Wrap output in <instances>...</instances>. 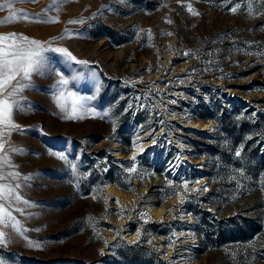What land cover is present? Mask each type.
<instances>
[{
	"label": "rangeland",
	"instance_id": "obj_1",
	"mask_svg": "<svg viewBox=\"0 0 264 264\" xmlns=\"http://www.w3.org/2000/svg\"><path fill=\"white\" fill-rule=\"evenodd\" d=\"M235 2L242 4L237 14L221 0H65L58 11L48 10L52 0H15L11 10H0V20L11 11L57 17L56 23L17 19L0 25V34L52 42L89 61L84 66L47 54L66 77L84 74L69 90L94 97L87 103L97 113L109 112L104 118L89 113L81 120L62 119L55 101L58 77H33V87L24 93L31 107L14 115L26 131L10 138L25 150L12 159L22 176L31 174L22 192L33 206L13 214L41 248L28 247L5 229L11 236L7 246L0 245L5 264H264V186L258 182L264 153L260 163L236 157L218 124L233 104L251 107L262 152L264 14L249 17L247 3L261 13L264 3ZM189 3L199 15L187 11ZM79 19L84 22L68 23ZM186 51L192 55H183ZM91 72L97 73L95 80ZM147 132H153L155 144ZM134 151L143 179L124 171ZM51 153H63L77 164L76 172ZM177 154L179 167L166 172ZM181 179H199L208 191L190 193L180 204L166 183ZM138 229L142 235L132 243ZM169 237L176 240L175 249L168 247Z\"/></svg>",
	"mask_w": 264,
	"mask_h": 264
},
{
	"label": "snow or ice",
	"instance_id": "obj_2",
	"mask_svg": "<svg viewBox=\"0 0 264 264\" xmlns=\"http://www.w3.org/2000/svg\"><path fill=\"white\" fill-rule=\"evenodd\" d=\"M15 0H4L0 3V10L13 8V3ZM34 2V0H33ZM65 0H52V5L49 6L48 10L53 7L58 11L59 5L64 3ZM182 0H177V3H181ZM258 3H264V0H257ZM232 4L233 6L228 8V11L232 14H237L242 8L240 2L233 3V0H221V6H227ZM47 11V10H46ZM187 11L193 15L197 16L199 13L192 7L189 3L187 4ZM247 14L249 17H254L256 15H261L259 11H254L253 4L251 2L247 3ZM17 19H25L29 22L37 23H56L58 22L57 17L44 18L42 14H36L34 16H29L26 13H20L18 11H11L10 15L0 20V25L15 22ZM83 19L70 20L68 23H83ZM167 23H172V21L167 20ZM144 31V30H141ZM65 33L70 37L71 33L66 29ZM149 41H151V30H148ZM166 35H173L169 32ZM65 36L61 35L59 39H64ZM137 38H140V33H137ZM56 38H53L55 40ZM48 53H58L60 54L65 62H72L79 65L87 66L89 61L79 60L76 56L72 54L67 48L64 47H53L52 42H42L40 40L30 38L24 34L8 32L0 34V245L7 246L11 241V236L5 229H11L13 233L17 236L23 237L27 241L28 247L41 248L39 242H34L28 239L26 233L29 231L27 228L23 227L20 221L13 213L23 214L24 208L33 206L32 202L25 198L22 187L23 182L28 181L31 178V174L22 176L17 170L18 166L13 162V155L23 154L24 149L16 146L11 142V136L14 132L26 131L14 120V115L18 113L26 112V108L31 107L30 102L24 96L26 90L33 87V77L34 76H50L55 74L58 79L56 80L55 87L59 89L58 94L55 96V101L57 107L62 113V119L65 120H81L84 119L87 114H91L93 117L100 116V118L108 117L109 112L104 111L102 114L97 113L94 108L90 107L87 103L94 99L92 96H81L77 92L69 90L68 85L75 80L80 79L84 74L81 72H75V74L68 78L59 68L52 66V62L47 55ZM264 54V53H261ZM185 56H190L192 53L186 51L183 53ZM193 72L196 69H192ZM90 76L93 80L97 77L96 72H91ZM183 83V81H181ZM99 81H96V87L99 88ZM123 99V97H121ZM139 100V97L136 98ZM118 103V102H117ZM169 103H176L175 100H170ZM143 106V105H141ZM132 107V103L129 102L128 108ZM125 108L124 111H128ZM255 115V113H253ZM239 119V117H238ZM161 124L164 123L163 120L160 121ZM113 131H115V122L113 121ZM163 131V130H162ZM151 137L152 144L156 143L155 136L153 132L146 133ZM251 139V137H248ZM140 137L137 136L133 142V148L138 147V142ZM244 150V144L241 143L235 148V156L241 157ZM143 148H139V152H143ZM53 155H58L60 159L67 161V157L63 153H51ZM137 155L138 152H133L132 156L129 158L131 163L129 166L124 167V171L128 173L129 178L133 174H136L140 179H143L146 173H142L137 168ZM181 157L180 154L176 156V162L170 163L169 168L166 172L175 173V169L179 167V161ZM73 170L76 172L77 164L71 161H67ZM107 171V169H105ZM239 176L243 177L244 171L242 169L237 170ZM167 179V178H166ZM232 180L237 181V187H240L239 180L237 176H232ZM262 186H264V172L260 173V178L258 181ZM195 183L196 185H201L200 187L190 188V184ZM106 186V185H105ZM166 187L171 190L177 196L178 202L180 204L185 203L188 199L190 193L201 194L207 192L208 188L206 185L202 184V181L197 179L196 181H190L188 179H181L179 183L174 180H167ZM179 187L183 191H176ZM96 190L94 189V192ZM93 199H97L96 195H93ZM235 199V196L232 197ZM107 202V201H106ZM118 204L119 201H116ZM107 211V210H106ZM120 215L123 214V209L120 210ZM141 219L144 223H148V219H145L146 213L141 212ZM92 218H89L91 221ZM175 219V217H173ZM39 231V229H35ZM112 231V229H109ZM123 227L116 231V235L119 236L123 231ZM94 228V232H95ZM142 235V232L138 229L136 232L137 240L132 241V243H137ZM179 235H184L180 233ZM98 236V233H97ZM172 237L179 239V236L175 231L172 232ZM99 238V237H98ZM169 239L170 243L168 247L175 249L176 240ZM255 240V238H253ZM107 246L108 241H104ZM151 243V241H149ZM248 246H253L252 242H249ZM225 251H228L227 249ZM103 254V253H102ZM0 264H5L4 260L0 259ZM169 264H174L173 261H169Z\"/></svg>",
	"mask_w": 264,
	"mask_h": 264
},
{
	"label": "trees",
	"instance_id": "obj_3",
	"mask_svg": "<svg viewBox=\"0 0 264 264\" xmlns=\"http://www.w3.org/2000/svg\"><path fill=\"white\" fill-rule=\"evenodd\" d=\"M242 109L243 106L233 104L232 111L230 113L225 112L226 115L218 119L219 128L227 133V143L230 145L229 150L231 152H235V148L243 143L244 150L242 155L247 160L255 159L260 163V157L264 153V148L260 152L263 140L258 137L256 131L257 122H255L254 117L250 114L251 107ZM258 118L264 119V114H258ZM248 137H251V139H248Z\"/></svg>",
	"mask_w": 264,
	"mask_h": 264
},
{
	"label": "bare ground",
	"instance_id": "obj_4",
	"mask_svg": "<svg viewBox=\"0 0 264 264\" xmlns=\"http://www.w3.org/2000/svg\"><path fill=\"white\" fill-rule=\"evenodd\" d=\"M191 123H192V124H194V123L196 124L195 121H193V122L191 121ZM205 125H206V123L201 124V125L199 126V129H204Z\"/></svg>",
	"mask_w": 264,
	"mask_h": 264
}]
</instances>
